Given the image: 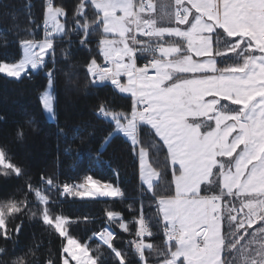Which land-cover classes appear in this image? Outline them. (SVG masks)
Masks as SVG:
<instances>
[{
  "label": "snow or ice",
  "instance_id": "1",
  "mask_svg": "<svg viewBox=\"0 0 264 264\" xmlns=\"http://www.w3.org/2000/svg\"><path fill=\"white\" fill-rule=\"evenodd\" d=\"M175 3V25L163 26L156 18L142 15L156 10L151 0H75L71 9L45 0L43 39H35L33 30L26 29L33 38L18 41L20 59L10 61L6 54L0 59V74L23 82L43 72L46 83L37 91L41 112L57 124L59 135H66L56 111L60 80L54 44L78 43L91 53L92 33L99 30L98 52L104 64H98L93 56L85 65L90 83L93 88L110 85L114 93L128 94L132 100L131 111L126 113L114 110L113 96L98 98L94 115L111 125L102 146L107 147L118 136L126 139L158 218L146 215L141 203L138 217H133L137 227L132 232L133 221L125 220L120 212H106L107 223L136 237L126 242L128 254L114 245L116 233L109 227L93 236L107 245L116 264H149L146 250L164 256L161 264H264V0ZM88 5L95 9L92 19L86 11ZM8 7L0 0V16L8 14ZM69 16L72 24L66 29L61 18L66 22ZM137 33L149 40L137 39ZM165 37L179 38V42L169 43ZM7 44L4 38L0 46L6 48ZM61 52L66 59L70 55L66 48ZM137 52L149 53L153 59L137 67ZM150 69L153 75H149ZM121 77H126V82H121ZM72 86L68 77L66 87ZM25 125L35 131L36 118L29 117ZM25 125L15 130L18 142L27 137ZM141 132L158 137L162 144L150 141L145 146ZM164 147L172 165L174 193L167 191L161 173L147 160L148 148L160 151ZM11 151L8 143H0V176L22 179L27 191L23 198L0 201V264H41L39 245L28 249V259L17 256L10 247L21 232L23 221L15 223L21 216L40 219L62 238L60 264H108L72 236L68 229L79 218L74 221L56 214L59 201H50L46 189L81 199L125 200L126 193L92 176L81 184L61 186L52 177L41 175L36 186L27 168L13 162ZM102 158L103 152H98L96 159ZM157 186L159 192L154 190ZM28 193L38 198L39 214ZM127 207L134 210L132 204ZM161 225L166 248L144 241ZM42 264H56L50 250Z\"/></svg>",
  "mask_w": 264,
  "mask_h": 264
},
{
  "label": "trees",
  "instance_id": "2",
  "mask_svg": "<svg viewBox=\"0 0 264 264\" xmlns=\"http://www.w3.org/2000/svg\"><path fill=\"white\" fill-rule=\"evenodd\" d=\"M54 2L67 5L71 9L75 0H54ZM4 3L9 7L8 14L0 16V45L3 44L4 38L8 44L6 48L0 46V59L5 58L6 54L8 60H18L21 58V48L18 43L20 39H32L33 34L37 40L44 37L40 25L44 22L45 0H4ZM27 4L31 7H27ZM86 11L89 12V19L94 18V8L88 5ZM71 24L69 16L65 22L66 29L71 27ZM26 29H32L33 34H29ZM101 35L99 30L92 33L93 42L89 45L91 53L88 49L80 47L78 43L69 45L65 41L54 44L57 49L56 59L60 80L56 111L59 127L64 129L66 135H59L57 124L47 120L41 112L37 91L42 90L46 83L43 72L34 76L32 80L24 79L23 82H17L0 74V143L9 144L13 162L27 168L32 183L36 186H39L41 175L52 177L61 186L64 183L73 185L87 176H92L102 184L119 186L126 193L125 200L88 197L81 199L68 195L61 196L58 190L46 189L50 201H59L54 209L56 214H63L74 221L79 218V222L73 223L68 229L72 236L81 244H87L93 256L99 254L101 259L108 261V264H116V258L111 254L110 249L97 236H93V233L109 227L116 233L114 245L121 247L125 254H128L126 242L136 237L131 233L123 232L116 224L107 223L106 212H120L125 220L133 221L134 216L138 217L140 205L143 203L146 215L152 216L153 219H157L158 216L155 203L151 200V192H148L147 187L141 183L139 162L129 154L126 139L118 136L107 147L102 146V139L111 130V125L98 120L94 115L98 98L113 96L114 110L126 113L131 111L132 100L130 95L114 93L110 85L93 88L90 83L85 65L93 56L98 62L103 61L102 55L98 52V40ZM73 39L75 40L76 37L73 36ZM61 48L68 49L70 55L67 59ZM68 77H71L74 86L66 87ZM29 117L36 118L35 131L25 125ZM21 125H25L27 137L23 142H18L15 140V130ZM141 137L145 146L150 141L162 144L158 137L147 136L143 132ZM98 152H103L102 161L96 159ZM148 158L152 167L161 173L167 191L173 192L167 150L163 148L157 151L148 148ZM116 173L119 175L117 176ZM154 190L159 192L161 189L157 186ZM26 191L22 179L15 177L4 179L0 176V201L12 196L23 198ZM28 198L39 214L41 205L38 198L33 193H28ZM128 204H132L134 210H129ZM86 216L90 218L89 221L83 220ZM21 220L23 221L21 232L15 245H10L15 254L25 256L30 247L39 245L37 257L41 264L49 255V250L56 264H60L62 238L57 233L50 232L38 218L29 220L27 216H21L15 223H20ZM136 227L133 221L130 224L132 232ZM152 231L154 235L145 236L144 241L153 244L154 247L166 248L162 225L154 227ZM145 255L149 264H161L164 259V256H158L147 250ZM25 258L30 257L25 256Z\"/></svg>",
  "mask_w": 264,
  "mask_h": 264
},
{
  "label": "rangeland",
  "instance_id": "3",
  "mask_svg": "<svg viewBox=\"0 0 264 264\" xmlns=\"http://www.w3.org/2000/svg\"><path fill=\"white\" fill-rule=\"evenodd\" d=\"M151 2H152V4H154V0H151ZM185 5H187V0H185ZM155 6L157 7V9H158V3L156 2L155 3ZM177 5H176V3H175V0H168V3H166V4H164L163 6H162V8H160V9H162V10H164V11H166L168 14H169V16H170V18H171V20H170V25L169 26H174L175 25V21H174V14H175V11H176V9H177ZM194 11V10H193ZM148 11H146L145 13H147ZM144 14V13H143ZM142 14V15H143ZM151 14V12H148V16ZM145 18H147V17H145ZM189 19L191 20V16H189ZM43 23V22H42ZM61 23H65L64 22V18H61ZM66 27V26H65ZM180 27H186V26H184V25H181ZM166 41H168L169 43H178L179 42V38H169V37H165L164 38ZM147 40H149V38L147 39ZM159 55V53L157 54V56ZM229 55H232V56H234V54L233 53H229ZM21 56H22V49H21ZM47 59V58H46ZM194 59H198L197 57H194ZM97 63H99V62H97ZM3 75V74H2ZM122 78V77H121ZM125 79V81H123V80H121V82H126V77H124ZM126 95H128V94H126ZM145 128H147L148 126H146V125H143ZM162 142V141H161ZM166 150H167V148L166 147H164ZM147 160H148V163H150V160H149V158L147 157ZM169 164H170V166H171V172H172V165H171V162H170V160H169ZM86 180V178H84L82 181H80V182H78V183H76V184H81V183H83L84 181ZM171 181H172V185H173V189H172V191H173V193H174V190H175V185H174V183H173V176H172V178H171ZM141 183L142 184H144L145 185V183L142 181V179H141ZM157 182L156 181H154V184H156ZM102 184V183H101ZM99 186V185H98ZM146 186V185H145ZM201 188H202V192H201V194H204V192H203V188H204V186L202 185L201 186ZM88 198H108V197H88ZM226 199V198H225ZM223 203L224 202H222V206H223ZM157 211V210H156ZM71 264H76V262L75 261H72L71 262Z\"/></svg>",
  "mask_w": 264,
  "mask_h": 264
},
{
  "label": "crops",
  "instance_id": "4",
  "mask_svg": "<svg viewBox=\"0 0 264 264\" xmlns=\"http://www.w3.org/2000/svg\"><path fill=\"white\" fill-rule=\"evenodd\" d=\"M155 2H154V5H155V3L157 2L158 3V9H157V7L155 6V11L154 12H151V14L149 15V16H151V17H154V18H156L157 19V23L159 24V25H163V26H169L170 25V20H171V18H170V16H169V14L166 12V11H164V10H162V9H160V8H162V6L164 5V4H166V3H168V0H154ZM160 7V8H159ZM170 22V23H169ZM125 78L124 77H122L121 78V80H123V81H125L124 80ZM146 185V184H145ZM146 187H147V185H146ZM227 199V198H226ZM256 226L254 225L253 226V228H255ZM251 231V230H250ZM249 238L248 237H246L245 238V242L248 240ZM242 243H244V242H242Z\"/></svg>",
  "mask_w": 264,
  "mask_h": 264
},
{
  "label": "built area",
  "instance_id": "5",
  "mask_svg": "<svg viewBox=\"0 0 264 264\" xmlns=\"http://www.w3.org/2000/svg\"><path fill=\"white\" fill-rule=\"evenodd\" d=\"M136 3H139L140 0H135ZM148 1L147 0H144V3H147ZM148 13V12H147ZM146 14V13H144ZM41 28L43 29L44 31V22L41 24ZM136 38L137 39H143V40H147L148 37L146 36H142L141 34L137 33L136 34ZM158 53H156L157 55ZM153 59V56L149 53H143L141 54L140 52H137V60H136V63H137V67H142L145 63H147L149 60ZM102 65L104 64L101 63ZM107 66V65H105ZM149 75H153V71L150 69L149 70ZM136 239V238H135ZM145 239V238H144ZM138 258V257H137Z\"/></svg>",
  "mask_w": 264,
  "mask_h": 264
}]
</instances>
